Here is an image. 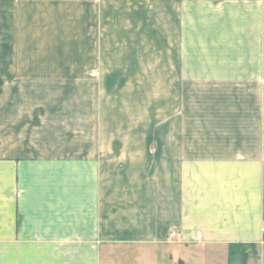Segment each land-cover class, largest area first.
<instances>
[{
    "label": "crops",
    "instance_id": "crops-1",
    "mask_svg": "<svg viewBox=\"0 0 264 264\" xmlns=\"http://www.w3.org/2000/svg\"><path fill=\"white\" fill-rule=\"evenodd\" d=\"M103 1L0 0V264H229L233 244L255 245L245 264H264L260 125L251 144L241 129L231 144L142 146L119 157L94 143L99 118L86 104L56 109L55 100L41 107L25 98L45 72L25 62L43 55L24 10ZM239 6L246 34L250 25L251 42L264 49V0ZM37 20L30 25L39 30ZM25 33L38 48L26 54ZM249 72L257 90L263 74L264 87V67ZM262 110L248 114L246 103L243 119L264 123Z\"/></svg>",
    "mask_w": 264,
    "mask_h": 264
},
{
    "label": "rangeland",
    "instance_id": "rangeland-1",
    "mask_svg": "<svg viewBox=\"0 0 264 264\" xmlns=\"http://www.w3.org/2000/svg\"><path fill=\"white\" fill-rule=\"evenodd\" d=\"M110 1L24 10L25 32L41 41L38 49L25 33V54L43 55L25 62L45 72L25 98L41 107L55 100L56 109L86 104L99 118L94 143L118 148L119 157L142 146L231 144L241 129L251 144L257 125L255 143L264 145V123L243 119L246 103L248 114L263 108L264 119L263 74L257 90L249 72L263 70L264 49L251 42L250 25L246 34L239 0ZM36 17L39 30L30 25ZM48 82L55 89H44Z\"/></svg>",
    "mask_w": 264,
    "mask_h": 264
},
{
    "label": "trees",
    "instance_id": "trees-1",
    "mask_svg": "<svg viewBox=\"0 0 264 264\" xmlns=\"http://www.w3.org/2000/svg\"><path fill=\"white\" fill-rule=\"evenodd\" d=\"M256 252L255 245L233 244L230 246L229 264H245L251 253ZM179 264H184L179 262Z\"/></svg>",
    "mask_w": 264,
    "mask_h": 264
}]
</instances>
